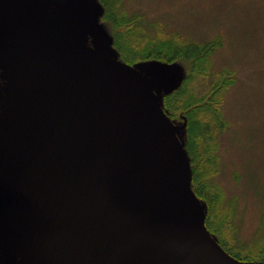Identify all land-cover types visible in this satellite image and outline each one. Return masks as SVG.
I'll use <instances>...</instances> for the list:
<instances>
[{"label": "water", "instance_id": "water-1", "mask_svg": "<svg viewBox=\"0 0 264 264\" xmlns=\"http://www.w3.org/2000/svg\"><path fill=\"white\" fill-rule=\"evenodd\" d=\"M14 15L18 34L0 14V50L44 75L46 111L27 136L0 113L41 217L21 264H256L234 259L206 229L189 156L148 87L85 46L69 14Z\"/></svg>", "mask_w": 264, "mask_h": 264}, {"label": "rangeland", "instance_id": "rangeland-1", "mask_svg": "<svg viewBox=\"0 0 264 264\" xmlns=\"http://www.w3.org/2000/svg\"><path fill=\"white\" fill-rule=\"evenodd\" d=\"M21 9L40 10L50 20L65 13L74 17L85 46L109 57L148 87L184 149L186 116L183 112L180 117L171 116L166 96L183 86L187 95L195 93L209 100L215 84L226 82L216 94L221 97L225 127L216 130L214 138L205 139L218 146V167L211 181L223 189L224 210L229 211L228 222L234 223L228 250L222 248L239 262L264 264L233 255V250L240 257L256 254L264 239V0H121L119 14L136 19L135 49L146 42H163L171 48L189 46L201 56L203 48L215 43L205 58V71L195 74L194 57L169 62L121 53L114 36L125 26L102 20L106 6L100 0H2L0 14L13 34L21 29V19L14 18V12ZM32 67L30 61L0 50V113L25 136L46 117L42 106L45 77ZM11 137L0 128V264H21L41 226L36 206L21 184L26 156L20 157L10 146ZM4 164L10 165L8 173ZM190 188L203 207L206 229L222 246L207 226L208 206L195 193L192 179Z\"/></svg>", "mask_w": 264, "mask_h": 264}, {"label": "trees", "instance_id": "trees-1", "mask_svg": "<svg viewBox=\"0 0 264 264\" xmlns=\"http://www.w3.org/2000/svg\"><path fill=\"white\" fill-rule=\"evenodd\" d=\"M105 6L104 16L102 20L112 22L111 25L115 27L125 26V29L115 31L114 45L122 53L129 55V57H140L143 59L157 58L165 59L169 62L178 60V58L194 57L192 72L193 74L202 73L205 71V58L215 46L211 42L208 46L203 48V54L198 56L190 47L180 49L179 47L171 48L167 43H152L146 42L141 49H135L133 46L134 31L133 24L136 21L134 17L119 14V7L121 0H100ZM133 34V35H132ZM192 74V75H193ZM189 78H191V76ZM229 81V78H227ZM226 85L223 81L220 84H215L209 100H205L204 96L190 93H185V87H179L175 92L166 96L165 105H168V113L171 116H179L181 112L187 119V143L185 150L191 161V177L195 193L207 203V226L214 231L220 238L222 247L226 249L231 241H228L232 235L231 228H234L233 222H228V209H225L226 202H224V191L212 184L211 178L216 175L219 154L217 153L216 143L208 144L205 139L214 138L213 135L216 130L225 127V118H223L219 105L221 104V97L216 94L220 93ZM206 98V97H205ZM180 117V116H179ZM182 118V117H181ZM226 216V217H225ZM213 218V220H210ZM229 235V236H228ZM223 239V240H222ZM227 245V246H226ZM260 248L256 254L248 253L245 257H240L237 251L233 250L235 258L246 260H257L264 263V239L261 241ZM228 250V249H226Z\"/></svg>", "mask_w": 264, "mask_h": 264}]
</instances>
